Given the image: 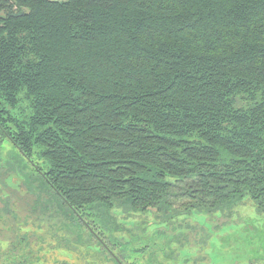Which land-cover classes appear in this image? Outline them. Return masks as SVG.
<instances>
[{
    "label": "trees",
    "instance_id": "16d2710c",
    "mask_svg": "<svg viewBox=\"0 0 264 264\" xmlns=\"http://www.w3.org/2000/svg\"><path fill=\"white\" fill-rule=\"evenodd\" d=\"M244 207L264 215V0H0V264L18 227L122 246L148 212Z\"/></svg>",
    "mask_w": 264,
    "mask_h": 264
},
{
    "label": "rangeland",
    "instance_id": "374dc122",
    "mask_svg": "<svg viewBox=\"0 0 264 264\" xmlns=\"http://www.w3.org/2000/svg\"><path fill=\"white\" fill-rule=\"evenodd\" d=\"M52 200L53 198L50 201L53 202ZM37 204L43 209L44 205H50L45 198ZM252 212L245 207L228 216L219 213L205 215L190 212L174 217L175 224L172 226L175 227H168V222L172 218L162 213L154 216L148 212L145 215L149 220L146 231L142 232L141 227H127L133 231L130 239L137 241L129 240L122 246H113L114 241L110 240L109 243L103 240L91 245L93 247H87L88 242L85 241L83 231L85 227H43L37 224L36 227H18L15 235L20 245L29 242L28 239H35L37 243L51 240L50 249L52 248L55 255L67 258L75 255L74 248L82 250L84 257L92 255L101 257L113 254L112 252L117 256L121 253L138 256L135 255L137 252L135 249L141 248V256L131 257L137 259L139 264L153 260H162L168 264H264V215L257 214L255 210ZM89 220L95 221L93 218ZM140 220L147 221V218L134 216V221ZM181 224L187 227H180ZM171 230L175 231V244L165 246ZM98 235L102 238L99 231ZM181 235L188 237L189 240H182ZM53 245L58 246L53 249ZM173 261L175 262L172 263ZM34 262L43 264L38 257Z\"/></svg>",
    "mask_w": 264,
    "mask_h": 264
},
{
    "label": "flooded vegetation",
    "instance_id": "af4514ba",
    "mask_svg": "<svg viewBox=\"0 0 264 264\" xmlns=\"http://www.w3.org/2000/svg\"><path fill=\"white\" fill-rule=\"evenodd\" d=\"M43 229V227L41 228ZM29 242H24L22 245L14 242V251L13 253L15 256H12V260H14L13 264H37L35 259L38 257L42 260L43 264H139L137 259H132L131 257H138V256H129V255H122L119 254L117 256L114 252L113 254H108L105 256H98L92 255L84 257L82 255V250L76 249L75 255H71L70 258L65 256H57L55 252L50 249V241L40 242L37 243L34 241L35 239H28ZM93 244V243H91ZM88 245L87 247H93ZM58 245H53V249H55ZM42 250V251H41ZM37 256V257H36ZM131 259V260H128ZM173 261L172 263H174ZM168 264L162 260H153L149 262H142L140 264Z\"/></svg>",
    "mask_w": 264,
    "mask_h": 264
}]
</instances>
